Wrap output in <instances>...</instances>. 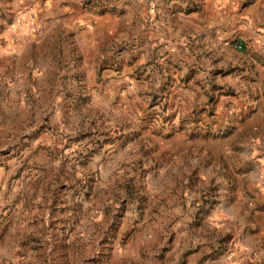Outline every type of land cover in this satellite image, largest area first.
<instances>
[{
	"label": "rangeland",
	"instance_id": "rangeland-1",
	"mask_svg": "<svg viewBox=\"0 0 264 264\" xmlns=\"http://www.w3.org/2000/svg\"><path fill=\"white\" fill-rule=\"evenodd\" d=\"M200 3L0 0V264H264V0Z\"/></svg>",
	"mask_w": 264,
	"mask_h": 264
},
{
	"label": "crops",
	"instance_id": "crops-1",
	"mask_svg": "<svg viewBox=\"0 0 264 264\" xmlns=\"http://www.w3.org/2000/svg\"><path fill=\"white\" fill-rule=\"evenodd\" d=\"M197 9L181 17L180 25H189L197 32H203L212 46L225 44V35L231 21L240 15L247 18L252 10L259 5V0H249L246 3L239 0H200ZM246 1V0H244Z\"/></svg>",
	"mask_w": 264,
	"mask_h": 264
},
{
	"label": "built area",
	"instance_id": "built-area-1",
	"mask_svg": "<svg viewBox=\"0 0 264 264\" xmlns=\"http://www.w3.org/2000/svg\"><path fill=\"white\" fill-rule=\"evenodd\" d=\"M237 48H239V49H240V48H241V44L237 45Z\"/></svg>",
	"mask_w": 264,
	"mask_h": 264
}]
</instances>
